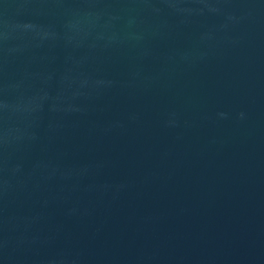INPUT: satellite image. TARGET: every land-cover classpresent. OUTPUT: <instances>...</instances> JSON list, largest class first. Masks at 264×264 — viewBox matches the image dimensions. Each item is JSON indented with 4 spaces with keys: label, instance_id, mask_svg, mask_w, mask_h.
Returning <instances> with one entry per match:
<instances>
[{
    "label": "water",
    "instance_id": "1",
    "mask_svg": "<svg viewBox=\"0 0 264 264\" xmlns=\"http://www.w3.org/2000/svg\"><path fill=\"white\" fill-rule=\"evenodd\" d=\"M0 264H264V0H0Z\"/></svg>",
    "mask_w": 264,
    "mask_h": 264
}]
</instances>
